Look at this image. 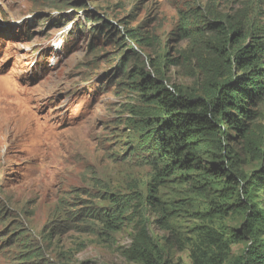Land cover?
I'll list each match as a JSON object with an SVG mask.
<instances>
[{"label": "rangeland", "instance_id": "obj_1", "mask_svg": "<svg viewBox=\"0 0 264 264\" xmlns=\"http://www.w3.org/2000/svg\"><path fill=\"white\" fill-rule=\"evenodd\" d=\"M255 40L264 0H0V264H236L264 244V224L244 229L264 211V97L245 137L194 141L231 183L198 167L155 182L142 145L165 114L153 97L215 98ZM129 196L121 230L88 218Z\"/></svg>", "mask_w": 264, "mask_h": 264}, {"label": "trees", "instance_id": "obj_2", "mask_svg": "<svg viewBox=\"0 0 264 264\" xmlns=\"http://www.w3.org/2000/svg\"><path fill=\"white\" fill-rule=\"evenodd\" d=\"M180 30L187 33L185 28ZM129 37L136 42L144 40L136 34H130ZM242 40L243 36L237 39L238 43ZM233 67L241 75L223 84L217 96L211 100H194L165 89L153 97L165 114L162 121L158 122L156 127L153 126L155 127L153 131H149L144 137L142 145L152 156L153 163L163 164V169L156 175L155 182H160L163 176L172 174L177 169L192 172L195 167L204 170L207 175H212L217 182H226L224 178L228 176V183L236 180L224 163L203 169L199 162L196 163L197 158L194 154L199 148V143H195V140L208 137L225 138L221 124H226L241 137L246 136L249 130L247 121L253 118L248 108L255 107L257 101L264 97V40H255L240 49L234 55ZM142 76L143 81L137 85L141 91L148 93L159 87L150 77L145 74ZM254 175L257 181L262 182L264 189V166ZM136 199L130 196L113 198L110 207L93 210L87 216L100 221L107 231H119L126 214L132 208V202ZM151 199L157 201L155 196H151ZM245 210H248L250 217L244 224L246 231H253L255 226L264 224L263 210L250 208ZM235 263L264 264V244L250 247Z\"/></svg>", "mask_w": 264, "mask_h": 264}]
</instances>
